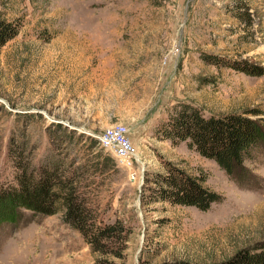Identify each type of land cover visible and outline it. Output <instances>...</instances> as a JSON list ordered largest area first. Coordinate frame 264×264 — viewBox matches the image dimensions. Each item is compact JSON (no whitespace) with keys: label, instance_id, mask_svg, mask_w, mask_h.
<instances>
[{"label":"rangeland","instance_id":"1","mask_svg":"<svg viewBox=\"0 0 264 264\" xmlns=\"http://www.w3.org/2000/svg\"><path fill=\"white\" fill-rule=\"evenodd\" d=\"M0 21L18 25L0 45L1 179L12 170L13 139L26 142L35 162L64 160L98 220L126 226L129 241L122 257H109L114 263L215 264L264 249V143L241 178L186 142L152 135L180 101L264 123V73L225 65L264 72V0H0ZM205 54L220 56L221 66ZM117 124L127 126L137 154L132 168L98 143ZM164 158L204 175L224 199L207 211L151 200L148 176L163 171ZM101 162L102 173L80 168ZM99 257L62 213L21 208L15 222L0 224V264Z\"/></svg>","mask_w":264,"mask_h":264},{"label":"trees","instance_id":"2","mask_svg":"<svg viewBox=\"0 0 264 264\" xmlns=\"http://www.w3.org/2000/svg\"><path fill=\"white\" fill-rule=\"evenodd\" d=\"M17 33L18 25L0 21V45ZM203 58L207 63L221 66L218 55L205 54ZM225 65L252 75L264 73L235 62H225ZM250 113L259 115L261 111ZM152 135L159 141L168 140L174 146L186 142L189 148L214 160L226 173L243 178L250 174L246 162L254 158L264 143V123L251 117L249 112L207 115L198 106L180 101L166 118L154 126ZM13 140L7 152L12 170L3 179L0 178V224L15 222L21 208L43 215L62 213L63 222L81 232L92 252L99 254L95 264H118L108 259L123 255L122 251L129 241L124 222L101 223L80 190V175L66 170L64 160L55 156H46L35 162L33 155L26 152V142L15 143ZM91 140L93 145L95 140ZM161 164L163 171L148 176L154 184L151 200L207 211L224 199L220 192L204 184V175L191 173L167 158L162 159ZM92 166L95 172H104L103 162L80 168L87 172ZM215 264H264V249H243L230 259Z\"/></svg>","mask_w":264,"mask_h":264},{"label":"built area","instance_id":"3","mask_svg":"<svg viewBox=\"0 0 264 264\" xmlns=\"http://www.w3.org/2000/svg\"><path fill=\"white\" fill-rule=\"evenodd\" d=\"M127 133L128 128L126 125L117 124L99 134L97 139L101 148L114 155L116 162L132 168L135 160H138Z\"/></svg>","mask_w":264,"mask_h":264},{"label":"bare ground","instance_id":"4","mask_svg":"<svg viewBox=\"0 0 264 264\" xmlns=\"http://www.w3.org/2000/svg\"><path fill=\"white\" fill-rule=\"evenodd\" d=\"M34 239V238H33Z\"/></svg>","mask_w":264,"mask_h":264}]
</instances>
